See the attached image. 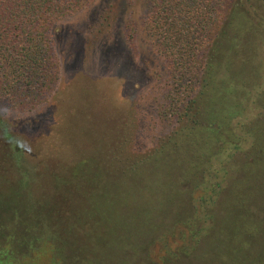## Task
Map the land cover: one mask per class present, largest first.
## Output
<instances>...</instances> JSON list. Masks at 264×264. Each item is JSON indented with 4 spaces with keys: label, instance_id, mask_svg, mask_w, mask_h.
Wrapping results in <instances>:
<instances>
[{
    "label": "trees",
    "instance_id": "obj_1",
    "mask_svg": "<svg viewBox=\"0 0 264 264\" xmlns=\"http://www.w3.org/2000/svg\"><path fill=\"white\" fill-rule=\"evenodd\" d=\"M94 1L0 0L2 98L33 107L51 96L60 68L57 24ZM126 2L142 5L144 33L166 59L175 127L126 168L133 171L127 193L104 188L91 196L90 214L102 209L105 227L98 248L149 231L144 250L178 209L174 224L189 240L181 236L176 252L166 248V264H203L209 255L211 264H264V220L254 216L264 210V0Z\"/></svg>",
    "mask_w": 264,
    "mask_h": 264
},
{
    "label": "rangeland",
    "instance_id": "obj_2",
    "mask_svg": "<svg viewBox=\"0 0 264 264\" xmlns=\"http://www.w3.org/2000/svg\"><path fill=\"white\" fill-rule=\"evenodd\" d=\"M142 14V5L126 0H95L61 19L53 36L60 68L51 96L33 107L0 96V264H166L160 260L166 248L176 252L181 236L189 240L174 224L177 209L146 249L139 245L150 242L149 231L100 249L102 209L90 214L91 196L104 188L127 193L128 167L175 127L168 107L174 83L144 33ZM260 49L264 58V43ZM257 215L264 220V210ZM130 241L138 245L133 253Z\"/></svg>",
    "mask_w": 264,
    "mask_h": 264
}]
</instances>
